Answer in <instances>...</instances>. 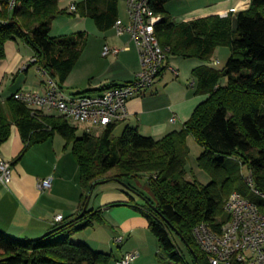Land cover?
I'll list each match as a JSON object with an SVG mask.
<instances>
[{
	"label": "trees",
	"instance_id": "16d2710c",
	"mask_svg": "<svg viewBox=\"0 0 264 264\" xmlns=\"http://www.w3.org/2000/svg\"><path fill=\"white\" fill-rule=\"evenodd\" d=\"M169 1H152L155 12L163 16L155 31L169 57L211 61L219 46L231 50L225 68L206 65L194 70L197 92L209 97L182 129L155 139L128 125L116 137L117 122L101 134L85 131L78 135L79 127L61 115L34 113L15 95L0 100V146L10 137L13 125L19 128L26 149L62 134L67 145L72 144L85 190L80 211L38 239L17 238L0 229V264H110L112 253L72 240L76 232L105 222L100 211L88 208L81 213L90 194L106 179L136 189L146 199L141 210L159 239L161 264H210L194 228L205 222L220 231L228 220L225 200L235 190L258 200L245 180V166L264 192V0H252L236 18L230 13L189 21L174 20L166 9ZM20 2L14 9L0 3V60L6 57L7 41L20 39L33 50L35 64L64 87L88 44V31L53 36L54 20L65 12L60 0ZM77 7L102 31L113 28L120 18L119 0H83ZM190 136L202 147L197 163L210 176L209 183L188 178ZM145 175L154 199L129 182ZM176 237L187 247L191 262Z\"/></svg>",
	"mask_w": 264,
	"mask_h": 264
},
{
	"label": "crops",
	"instance_id": "0c3cea01",
	"mask_svg": "<svg viewBox=\"0 0 264 264\" xmlns=\"http://www.w3.org/2000/svg\"><path fill=\"white\" fill-rule=\"evenodd\" d=\"M82 1L60 0V8L65 12L54 20L51 35H61L62 32L55 29L59 22L64 27H70L69 29L91 32L93 27L89 20L92 18L82 16L78 10H70L72 4L77 5ZM122 1L127 0H119L120 18L128 22L129 18L125 20L123 15ZM236 5L240 8L231 12L230 9ZM244 7L245 2L240 0H171L166 4V9L176 21H189L216 14L227 16L230 13L236 18L240 11L246 10ZM99 31L101 33L92 52L86 53L90 44L88 40L78 63L64 84L76 88L75 94L89 90L100 92V88L130 82L141 70L139 50L128 34L119 36L114 27ZM106 44L119 47L122 51L118 55L105 57L102 51ZM125 47L129 49L126 50ZM221 53L229 58L231 50L227 46H219L211 65L197 58L170 56L156 83L143 94L135 95L128 101V115L125 120L118 122L120 130L129 125L137 128L144 136L161 139L174 130L182 129L197 106L209 97L208 94L197 92L198 79L194 70L206 65L217 68L221 63L218 59ZM34 58L33 50L22 40L7 41L6 57L0 60L1 101L19 91H47L48 81L52 77L35 64ZM215 60H219V63L215 64ZM79 63L82 65L78 66ZM171 66L177 68L179 73L176 74ZM192 81H195V86L190 85ZM225 82L224 79L222 83ZM174 115L176 121L171 120ZM103 130L101 128L100 134ZM193 140L191 136L188 138L190 156L194 146L199 153L198 144ZM26 145L19 128L13 125L10 137L0 146V156L13 167L9 184L0 183V229L17 238L38 239L54 229L58 223V214L67 218L80 211L85 190L72 144L67 145L62 134L56 133L47 141L31 145L27 149ZM202 171L199 167L198 172ZM195 176L204 184L211 180L206 172L201 178L197 174ZM48 177L52 178V185L42 190L39 183ZM190 179L193 177L190 176ZM107 182L109 185L105 184ZM107 182L98 184L89 203V208L101 212L105 222L76 232L72 240L84 241L95 250L112 253L114 258L110 264H116L117 260L130 251L139 253L131 264H161L158 259L159 239L150 229L149 220L141 210L146 204L141 202L142 199L145 200L144 196L121 182L115 181L118 185H110L112 181ZM102 184L105 185L102 187ZM119 237H122L121 242L117 241Z\"/></svg>",
	"mask_w": 264,
	"mask_h": 264
},
{
	"label": "built area",
	"instance_id": "2783aa9c",
	"mask_svg": "<svg viewBox=\"0 0 264 264\" xmlns=\"http://www.w3.org/2000/svg\"><path fill=\"white\" fill-rule=\"evenodd\" d=\"M2 1L9 4L10 9L21 3V0H0V3ZM152 1L127 0L128 22L119 18L114 25L119 36L128 34L131 37L140 53L142 67L132 81L107 87L100 92L68 94L50 78L46 92L19 91L15 93V98L25 103L34 113H56L71 124L84 127L88 132L93 127L105 128L109 124L125 120L128 115V101L135 95L143 94L156 83L169 58L168 49L160 44L155 31L156 24L163 16L155 12ZM240 1L245 2L246 9L252 2ZM239 8L236 5L230 11L235 12ZM70 10L77 11V5L72 4ZM124 49L128 50L129 47ZM121 51L119 47L106 44L102 53L109 57L118 55ZM35 60L34 58V62ZM214 63L218 64L219 60ZM170 68L176 74L179 73L177 68ZM190 85L195 86V81ZM171 120L176 121V116ZM12 168V164L0 156V183L9 184ZM245 180L258 200H252L235 190L225 200L224 209L228 220L220 231L205 222L194 228L195 239L210 264H264V192L256 187L252 170L248 169L245 173ZM51 185V177L39 183L42 190L50 188ZM63 219L62 214L56 216L57 222ZM117 241L121 242L122 237L117 238ZM138 255L137 251L127 252L116 264H131Z\"/></svg>",
	"mask_w": 264,
	"mask_h": 264
},
{
	"label": "rangeland",
	"instance_id": "374dc122",
	"mask_svg": "<svg viewBox=\"0 0 264 264\" xmlns=\"http://www.w3.org/2000/svg\"><path fill=\"white\" fill-rule=\"evenodd\" d=\"M175 1V0H174ZM122 5H123V15L125 17V20H127L129 18V15H128V9H127V1L123 2L122 1ZM90 23H91V26L93 27V29H91V32L88 31L89 33V36H90V44L89 46H87V51L86 53H90L92 52L93 48L95 47V43L100 35V31L97 27V25L95 24V21L93 19L89 20ZM70 27H64L62 26V24L59 22V24L56 26V31H61V35L63 34H71L73 32H76V31H79L80 29H69ZM60 35V34H59ZM218 59L221 61V63L219 65H217V68L219 69H223L226 67L227 65V62L229 60V58L226 57V55L224 54H219L218 55ZM228 56V55H227ZM209 65L212 64V60L211 61H206ZM79 65H82L81 63L78 64ZM81 76V75H80ZM79 77V75H78ZM224 79V78H223ZM226 80V79H225ZM63 89L68 93V94H75L77 92V89L76 88H73V87H69V86H64ZM55 115H57L56 113H54ZM91 130V133H93L94 135H98L100 134L101 132V128H98V127H93L90 129ZM85 133V128L80 126L78 128V135H83ZM123 133V130H120V124L118 125L117 129H115L114 131V135L116 137H119L121 136ZM192 139H194L192 137ZM194 143L196 144V141L193 140ZM199 147V153H198V148H196L195 146L193 147V150H192V156H190L189 158V161H188V176L190 178L193 177L195 178V174H197L199 176V178L202 177L203 173L205 172H198L199 170V167H197V157L200 155V153L202 152V147L200 145H198ZM197 154V155H196ZM199 154V155H198ZM197 156V157H196ZM247 167L245 166L244 169H243V172L244 174L247 172ZM112 172H109V174H111ZM197 178V177H196ZM129 182L131 184H133L134 186H136V188H138L139 190H141L142 192H144L147 196H149L150 198L154 199V194L152 192V188H151V185L149 183V180H148V175H145V176H140L138 178H134V179H130ZM109 182L105 183L106 185H109L108 184ZM105 184H102V187L105 185ZM110 185H118L117 182L115 181H112V184ZM146 200V199H145ZM142 199L141 202H143L144 204L147 202ZM177 241L179 242L180 244V247L182 248V250L184 251L185 253V256L187 258V260H189L191 262V256L189 254V251L187 250V247L184 245V243L179 239V237H176Z\"/></svg>",
	"mask_w": 264,
	"mask_h": 264
},
{
	"label": "water",
	"instance_id": "95a60500",
	"mask_svg": "<svg viewBox=\"0 0 264 264\" xmlns=\"http://www.w3.org/2000/svg\"><path fill=\"white\" fill-rule=\"evenodd\" d=\"M108 180L106 179V180H102V181H100V183H105V182H107ZM128 188H130V189H132V190H134L133 188H131V187H129V186H127ZM91 195H92V193L90 194V196H89V199H88V201H87V203H86V205H85V207H84V209H83V211H82V213H81V216L82 215H84V213L88 210V208H89V203H90V197H91ZM49 233V232H48ZM48 233H46V234H48Z\"/></svg>",
	"mask_w": 264,
	"mask_h": 264
}]
</instances>
